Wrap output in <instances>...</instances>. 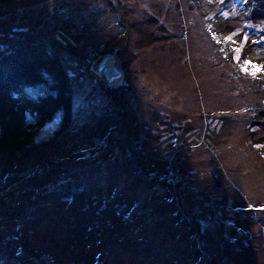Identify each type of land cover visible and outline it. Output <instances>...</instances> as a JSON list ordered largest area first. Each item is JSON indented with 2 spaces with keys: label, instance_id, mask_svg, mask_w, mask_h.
<instances>
[{
  "label": "rangeland",
  "instance_id": "1",
  "mask_svg": "<svg viewBox=\"0 0 264 264\" xmlns=\"http://www.w3.org/2000/svg\"><path fill=\"white\" fill-rule=\"evenodd\" d=\"M259 2L0 5V57L25 43L54 51L72 81L77 131L64 153L40 147L57 114L37 131L39 150L0 153V203L20 208L17 220L0 212V240L12 241L22 223L43 264L51 251L61 264H264V19L252 14ZM81 131L87 137L77 141ZM107 145L117 161L92 155ZM136 151L158 157L167 179L149 184L153 174L140 172ZM95 183L113 193L110 208ZM192 217L199 235L188 227Z\"/></svg>",
  "mask_w": 264,
  "mask_h": 264
},
{
  "label": "trees",
  "instance_id": "2",
  "mask_svg": "<svg viewBox=\"0 0 264 264\" xmlns=\"http://www.w3.org/2000/svg\"><path fill=\"white\" fill-rule=\"evenodd\" d=\"M14 1L16 0H0V5ZM261 1L262 3L259 2L255 6L256 8L252 14H255L256 10H259L260 17L257 18L264 19V0ZM249 4L247 3V5ZM57 114H59V116L55 129L40 147L45 144L49 145L48 143H50L53 144V146L55 145L56 149H60L64 153V150L68 147L69 149L75 147V145H69V143L70 141L72 143L73 136L77 131L75 130L76 127H74L76 125V115L72 81L61 58L54 51L40 43H25L1 56L0 153L4 155H17L33 148L39 150V146L34 145L36 133L45 123L51 121ZM89 134H91V130L88 131V135ZM103 134L100 133V135ZM84 137H87V134L85 131H81L77 141L84 139ZM138 137H140V134L136 131V142H138ZM107 139L108 138L102 137L100 141L102 140L107 143ZM62 140L64 143L61 144ZM95 150L96 151L93 152L92 155L97 153L107 154L109 160L117 161V155L113 153L114 148L109 147V145L103 147L97 146ZM127 151L129 152V150ZM136 153V157L140 158V161L136 163L142 165L140 172H143L144 177L147 178L151 173L153 174V176L147 179L149 184L152 183L151 180L153 179H164L167 170L164 169L158 157L156 158L152 152H148L146 155L145 153L142 154V152L140 153L142 154L141 156L138 154V151H136ZM129 155L131 156V154ZM133 171H135V169H133ZM166 179L165 177V180ZM162 180H160L161 182L159 183L165 187L166 182ZM155 185L157 187L159 186L157 183ZM99 186V184L95 183L92 189L103 190L99 188ZM101 190H99L98 194L101 196L104 207L108 209L110 208L108 200L112 197L113 193L108 192L106 194ZM119 191L121 193L123 192L126 196L127 193L124 192L125 190L121 189ZM38 195L39 193L37 195L35 194L36 197ZM130 195H132V193ZM16 201L17 198L15 197L9 203L13 204L16 203ZM7 203L5 205L0 203L1 213L2 210L5 209L4 206H6ZM5 210L10 213L12 216L10 217L11 219L16 218L17 220L19 218V212L17 213V211H19L20 208L14 209L16 214L14 211H10L7 208ZM125 214L126 212L122 213L121 218H123ZM2 215H5V213ZM21 219L24 218L20 217V220ZM7 221L8 218L5 222L7 223ZM26 222L27 221H25V223ZM21 224L22 223H19L20 227L17 226L16 229H14L13 232L16 233L12 236V241L0 240V264H43L37 261V258L44 255L42 254L43 249L37 246L34 240L35 237L33 238V234H30L31 231L22 227ZM188 227L192 231H195L196 235L201 234L202 224L198 219L192 217ZM13 249H15V251L12 254ZM48 257L50 258L48 264L53 261L60 263L56 260L61 258H54L52 251L49 252ZM66 261L67 264H87L85 262H75L74 260Z\"/></svg>",
  "mask_w": 264,
  "mask_h": 264
}]
</instances>
